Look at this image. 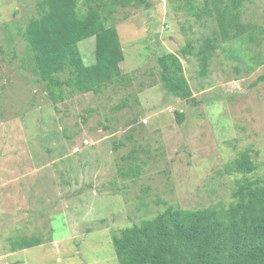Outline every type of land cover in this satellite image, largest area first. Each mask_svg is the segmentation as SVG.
Returning <instances> with one entry per match:
<instances>
[{
    "label": "rangeland",
    "instance_id": "rangeland-1",
    "mask_svg": "<svg viewBox=\"0 0 264 264\" xmlns=\"http://www.w3.org/2000/svg\"><path fill=\"white\" fill-rule=\"evenodd\" d=\"M37 1L0 0V264H120L113 236L123 229L168 205L229 206L239 181L264 179V0L244 1L248 36L223 41L205 74L196 52L216 20L186 0L117 3L103 17L118 28L130 79L100 93L66 86L58 103L18 34ZM189 42L195 49L183 54ZM78 45L94 63L95 37ZM167 52L181 57L194 99L164 88L158 58ZM244 150L254 172L229 168ZM17 236L42 243L15 250Z\"/></svg>",
    "mask_w": 264,
    "mask_h": 264
},
{
    "label": "trees",
    "instance_id": "trees-1",
    "mask_svg": "<svg viewBox=\"0 0 264 264\" xmlns=\"http://www.w3.org/2000/svg\"><path fill=\"white\" fill-rule=\"evenodd\" d=\"M186 1V7L198 17L207 15L218 26L213 35L200 41L196 52L205 74L223 41L248 36L249 27L242 22L245 0H203L200 7L195 0ZM117 3L146 8L152 5L149 0H38L39 13L32 16L25 28L19 27L18 34L27 47L23 58L46 83L55 103L65 101L66 86L74 92L100 93L112 83L130 79L121 67L125 53L118 28L108 25L103 17ZM9 32L8 39L13 41V29ZM89 37L96 39L92 64L84 61L78 45ZM194 49L195 44L189 42L182 53ZM158 61L164 88L178 98L194 99L179 54L167 52ZM65 74L67 77L61 78ZM263 80L264 74L258 78ZM176 114L179 122L185 120V113ZM232 167L243 173L257 169L250 150L242 151L229 165ZM129 171L133 173L134 168L121 169L124 175ZM233 195L235 200L229 206L218 203L191 209L168 205L155 216L123 229L120 235L113 236L119 263L264 264V179L244 178ZM13 243L17 250L42 241L38 237L17 236Z\"/></svg>",
    "mask_w": 264,
    "mask_h": 264
}]
</instances>
